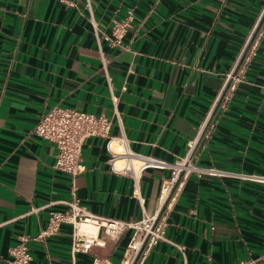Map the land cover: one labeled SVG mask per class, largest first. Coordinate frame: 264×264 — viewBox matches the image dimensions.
I'll return each instance as SVG.
<instances>
[{
  "label": "crops",
  "instance_id": "crops-1",
  "mask_svg": "<svg viewBox=\"0 0 264 264\" xmlns=\"http://www.w3.org/2000/svg\"><path fill=\"white\" fill-rule=\"evenodd\" d=\"M70 2L0 0V264L19 236H36L50 212L66 211L70 180L53 168L54 146L32 133L55 106L110 118V137L124 136L132 152L168 164L196 141L191 163L214 170L181 176L163 207L166 241L143 264H239L262 256L264 0ZM128 14L123 48H111L104 36ZM242 54L240 79L226 90ZM81 154L76 196L90 213L136 222L157 210L168 169L142 173V210L131 180L110 171L106 139L87 138ZM71 232L61 224L55 235L31 241L30 264L117 263L131 235L99 233L102 246L72 256Z\"/></svg>",
  "mask_w": 264,
  "mask_h": 264
},
{
  "label": "built area",
  "instance_id": "built-area-1",
  "mask_svg": "<svg viewBox=\"0 0 264 264\" xmlns=\"http://www.w3.org/2000/svg\"><path fill=\"white\" fill-rule=\"evenodd\" d=\"M62 3L71 5L70 0H59ZM132 18L128 14L120 20H113L108 36L104 39L111 48L122 49V40L130 28ZM91 25L96 32V24L90 18ZM256 35V33H255ZM254 35V36H255ZM260 36V34H258ZM250 40V44L253 42ZM255 43V42H254ZM242 54L231 74L228 75L224 89L234 88L240 76L237 70L243 61ZM101 68L103 75L110 86L111 78L107 73L108 61L100 51ZM225 92L219 96L218 100H225ZM113 104V114L118 119L116 111L117 99L111 97ZM112 120L104 115H95L81 112L72 108L52 107L40 116L34 125L32 133L52 144L55 148V158L53 168L68 176L70 180L69 199L61 201L66 207L64 212H50L47 218L46 227L36 236L29 237L21 235L16 244L9 249L7 264H30L31 254L29 243L31 241L44 240L55 235L61 224H69L72 228L70 252L74 256L77 253H87L92 246H102L103 239L99 233L106 238H118L123 232L131 231L130 238L124 248L121 259L117 263H112L105 259L95 258L92 264H143L151 249L159 242L166 241L165 228L166 217L164 205L169 198H173V189L178 184L181 176L195 174L200 176L205 173H215L212 169H203L191 163V154L196 141L187 144L185 156L173 164H168L161 160H156L147 156L132 152L128 141L124 136L113 138L109 136ZM204 131V130H203ZM202 131V133H203ZM87 138L106 139V150L110 154L108 160L109 168L112 173L126 176L132 182V196L143 210L144 199L140 193V179L142 173L149 168L168 169L169 176L163 180L159 196L158 208L151 215L144 217L136 222H124L112 220L90 213L85 207L80 205L76 196L75 179L85 171L82 162V145ZM117 144L119 149H113V144ZM32 212L37 211L32 209ZM80 225H88L95 228V233L80 231ZM72 264H75L74 262ZM239 264H264V254L252 261H242Z\"/></svg>",
  "mask_w": 264,
  "mask_h": 264
},
{
  "label": "bare ground",
  "instance_id": "bare-ground-1",
  "mask_svg": "<svg viewBox=\"0 0 264 264\" xmlns=\"http://www.w3.org/2000/svg\"><path fill=\"white\" fill-rule=\"evenodd\" d=\"M80 231L82 232H87V233H95V228H92L91 226L88 225H80Z\"/></svg>",
  "mask_w": 264,
  "mask_h": 264
}]
</instances>
